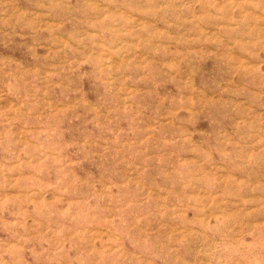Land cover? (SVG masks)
<instances>
[{"label":"rangeland","instance_id":"374dc122","mask_svg":"<svg viewBox=\"0 0 264 264\" xmlns=\"http://www.w3.org/2000/svg\"><path fill=\"white\" fill-rule=\"evenodd\" d=\"M0 264H264V0H0Z\"/></svg>","mask_w":264,"mask_h":264}]
</instances>
